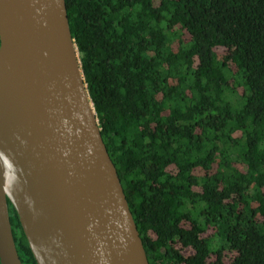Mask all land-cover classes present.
Segmentation results:
<instances>
[{"label": "trees", "instance_id": "1", "mask_svg": "<svg viewBox=\"0 0 264 264\" xmlns=\"http://www.w3.org/2000/svg\"><path fill=\"white\" fill-rule=\"evenodd\" d=\"M66 3L150 264H264V0Z\"/></svg>", "mask_w": 264, "mask_h": 264}, {"label": "water", "instance_id": "2", "mask_svg": "<svg viewBox=\"0 0 264 264\" xmlns=\"http://www.w3.org/2000/svg\"><path fill=\"white\" fill-rule=\"evenodd\" d=\"M150 264L104 142L66 0H0V262Z\"/></svg>", "mask_w": 264, "mask_h": 264}, {"label": "rangeland", "instance_id": "3", "mask_svg": "<svg viewBox=\"0 0 264 264\" xmlns=\"http://www.w3.org/2000/svg\"><path fill=\"white\" fill-rule=\"evenodd\" d=\"M228 97H229V100L232 101V103L234 105H239L240 104L241 98L236 93L235 94L228 93ZM219 244H220V239H216L214 241V247L218 246Z\"/></svg>", "mask_w": 264, "mask_h": 264}, {"label": "flooded vegetation", "instance_id": "4", "mask_svg": "<svg viewBox=\"0 0 264 264\" xmlns=\"http://www.w3.org/2000/svg\"><path fill=\"white\" fill-rule=\"evenodd\" d=\"M10 206V205H9ZM9 210H10V215L12 216L13 215V211L11 210V206L9 207ZM20 220V219H19ZM21 223V222H20ZM21 227V226H20ZM12 229H13V233H15V234H19L20 233V228H18V227H12ZM20 236H21V234H20ZM18 250V249H17ZM19 255H20V253H19ZM20 258H21V256H20ZM28 257H24L23 259L21 258V261H22V263L23 264H32V263H29L28 262Z\"/></svg>", "mask_w": 264, "mask_h": 264}]
</instances>
